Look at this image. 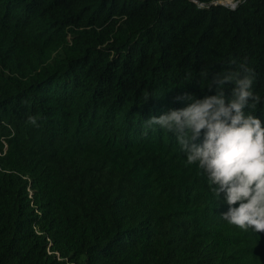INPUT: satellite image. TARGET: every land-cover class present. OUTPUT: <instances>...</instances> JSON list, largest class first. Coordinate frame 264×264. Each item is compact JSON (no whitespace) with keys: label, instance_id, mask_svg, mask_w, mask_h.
Masks as SVG:
<instances>
[{"label":"trees","instance_id":"trees-1","mask_svg":"<svg viewBox=\"0 0 264 264\" xmlns=\"http://www.w3.org/2000/svg\"><path fill=\"white\" fill-rule=\"evenodd\" d=\"M194 1L0 0V264H264V233L145 129L240 64L264 123V0Z\"/></svg>","mask_w":264,"mask_h":264},{"label":"clouds","instance_id":"clouds-1","mask_svg":"<svg viewBox=\"0 0 264 264\" xmlns=\"http://www.w3.org/2000/svg\"><path fill=\"white\" fill-rule=\"evenodd\" d=\"M253 82V71L244 64L238 71L218 72L206 95L176 96L173 102L183 107L151 116L145 129L159 126L175 135L186 163L198 167L218 200L223 195L228 206L223 220L264 233V123L253 114L261 102ZM29 122L36 124L33 117Z\"/></svg>","mask_w":264,"mask_h":264},{"label":"built area","instance_id":"built-area-1","mask_svg":"<svg viewBox=\"0 0 264 264\" xmlns=\"http://www.w3.org/2000/svg\"><path fill=\"white\" fill-rule=\"evenodd\" d=\"M193 2H195L194 0H192ZM244 0H223V1H216L213 2V5H222L225 6L227 8H229L230 10H234L240 3H242Z\"/></svg>","mask_w":264,"mask_h":264}]
</instances>
